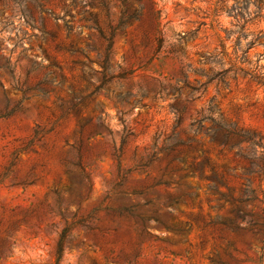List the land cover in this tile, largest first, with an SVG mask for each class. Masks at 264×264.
Here are the masks:
<instances>
[{
  "label": "rangeland",
  "instance_id": "rangeland-1",
  "mask_svg": "<svg viewBox=\"0 0 264 264\" xmlns=\"http://www.w3.org/2000/svg\"><path fill=\"white\" fill-rule=\"evenodd\" d=\"M101 1L0 0V113L14 108L0 117V264H52L68 224L59 264H264V173L243 156L259 165L264 152V89L239 71H264V44L241 61L250 33L264 32V6L235 51V0H151L159 48L151 2L127 0L140 16L114 32L101 82V39L82 17L91 12L106 29L122 8L106 0L108 14ZM172 106L183 108L175 128ZM207 106L254 131L256 143L210 140L208 122L196 120ZM175 138L181 158L169 161L157 148ZM190 164L202 167L191 173ZM173 196L181 201L170 204ZM121 205L134 215L118 216ZM137 214L190 229L150 219L144 235Z\"/></svg>",
  "mask_w": 264,
  "mask_h": 264
},
{
  "label": "trees",
  "instance_id": "trees-1",
  "mask_svg": "<svg viewBox=\"0 0 264 264\" xmlns=\"http://www.w3.org/2000/svg\"><path fill=\"white\" fill-rule=\"evenodd\" d=\"M139 1V0H138ZM151 2V6L149 7V15L152 18V29L158 33V35L155 36V40H156V45L160 48L163 44V36H162V31L160 28V12L159 10L154 6V3L149 0ZM221 2H225L226 0H220ZM127 0H121V5L122 8L119 11V15L117 16L116 21L114 22H109L110 20H108V18H106L107 23H106V29H104L103 27H101L99 19L97 18V16L95 14H92L91 12H88V16H83L82 19L86 20V21H90L91 24L88 25L89 28H94L99 36V38L101 39V51L99 54V66L100 69L98 70V72L101 74V82H102V74H104L105 70L107 68H109L110 66V57H111V44H112V36L114 34V32L117 29L122 30L123 29V24L129 23L131 24L132 21L134 20H138L139 16H140V6L137 7H133L128 5ZM72 3H76L75 1H73ZM102 7L105 11L108 12L109 14V10L106 6L107 1L106 0H102L101 1ZM250 4L254 5V9L250 10ZM38 6H40L38 4ZM264 6V2L263 0H235V2L230 6V9L234 11H236L234 13V16L236 18L240 17V19L238 20V24H237V30L236 32L238 33V36L236 37L235 40V46H236V50L237 48H240V41H241V37L245 38L247 37V34L244 33V29H245V25L247 22L251 21L252 19V13H254L255 15H257V13L261 10V8ZM64 9V8H63ZM230 12V11H229ZM72 16V14H70ZM241 22V23H240ZM234 31L232 30H228L226 32V38L230 37V35L233 33ZM250 39L246 40L245 42V49L241 48V61L246 63V57H247V51L250 47L255 46L256 44H264V32H262L261 30H258L257 32H251L250 33ZM239 71L242 73L243 76L248 75L249 78L254 81L258 87H263L264 89V71H263V66L257 64L255 65L253 68H248V69H244L242 67H239ZM120 77L125 78L128 77L127 72H121ZM43 83H45V80H43ZM100 84H97L94 86L93 91H91L90 95L95 94L99 88H100ZM42 90V88H41ZM46 90H42L43 93H45ZM142 94V92L140 93ZM89 95V96H90ZM129 96L128 93L125 94L124 97H122V99H127V97ZM84 98H81L80 101H83ZM78 102H74L71 105V109H75V111H79L78 108H76ZM17 108V106H15ZM12 108L11 110H8L7 112L4 113H0V117H6L8 116L10 113L13 112ZM172 109L174 110L175 114V123H174V128L177 127L179 125V123L181 122L182 119V111L183 108H175L174 106H172ZM216 113V109L213 106H207V107H201L200 110L197 111V116L198 118L196 119L198 124L201 121H207L208 122V126L205 127V133L209 136L210 140H215L218 142V144L226 146L228 148H231L234 145H237L241 142H248L249 144H255L256 143V135L255 132L252 130H248V129H243L240 127H237L235 123L232 122H228L221 113L215 114ZM33 134L36 135L37 134V129L34 128L33 129ZM128 134V132L122 134L121 136V143L124 142V139L126 137V135ZM184 142L181 141L179 138H175L173 140L172 143L170 144H165L159 148H157L159 150V152H162L163 154H165L166 156L169 154H172L171 158L169 161H173V160H177L180 159V151L178 150L176 153H174L176 147L178 145L183 144ZM243 156L250 160V164L252 166H258L259 170L261 173H264V152L261 153V156L259 157L260 160V164H255L251 158L253 156L251 155H246L243 154ZM147 163H150L153 159H157V156H154L153 151L149 154H147ZM146 165V164H144ZM190 172L192 173L193 171L200 169L202 167V165H193L190 164L189 166ZM178 169H180V167H178ZM127 171V170H126ZM126 171H122V172H118L117 174V180L113 183L112 187L116 186L119 187L122 185L124 179H125V172ZM183 176H186V173L183 174ZM216 179V178H215ZM219 181V180H218ZM144 191V189L142 187H137V188H133L132 192L133 193H138L141 194ZM179 201H181V196H173L171 198H169V203L170 204H176ZM151 200L150 199H146L144 201L145 204L150 203ZM116 212V214L118 216H122V217H127V216H133L134 214L132 213V205L131 206H125V205H121L119 206L117 209L114 210ZM154 211V210H153ZM156 212V211H155ZM136 218L138 219L139 225H140V230L142 232V234L146 235L148 234V230H147V226H146V222L149 221L150 219L155 220L158 224H160L163 228L165 229H173L179 233H184L189 231L190 226H188V224L184 223L183 226H169V224L162 222L161 220H159L156 216H146V215H136ZM172 218V217H171ZM84 219L80 218L77 219L75 222L79 223L81 225L83 224ZM70 228L71 225H65L64 227H62L58 233V238L56 241V245H55V251H54V260L52 264H59L63 253H64V246L65 243L68 239L69 233H70Z\"/></svg>",
  "mask_w": 264,
  "mask_h": 264
}]
</instances>
